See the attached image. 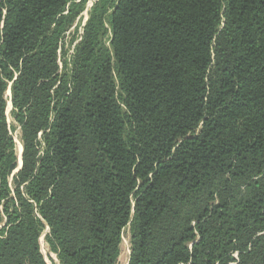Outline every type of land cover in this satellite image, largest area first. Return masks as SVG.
Wrapping results in <instances>:
<instances>
[{
  "label": "trees",
  "instance_id": "16d2710c",
  "mask_svg": "<svg viewBox=\"0 0 264 264\" xmlns=\"http://www.w3.org/2000/svg\"><path fill=\"white\" fill-rule=\"evenodd\" d=\"M88 1L0 0V264H264V0Z\"/></svg>",
  "mask_w": 264,
  "mask_h": 264
},
{
  "label": "rangeland",
  "instance_id": "374dc122",
  "mask_svg": "<svg viewBox=\"0 0 264 264\" xmlns=\"http://www.w3.org/2000/svg\"><path fill=\"white\" fill-rule=\"evenodd\" d=\"M92 2H93V0L88 1L87 8L91 7ZM85 17H86V13H84L82 20L79 21V23L77 24L78 28H80L82 26V22L84 23ZM69 39H70V35L68 34L66 37V41H69ZM7 96L9 97V92L7 93ZM8 119H9V121L11 120L9 115H8ZM11 133H12L15 145H16V151H17V155L19 157V162H20L21 143H20L19 128L15 127V129L13 131H11ZM4 222H5V219H4V217H2V219L0 220V235H1V231L4 227ZM44 236L45 235H43L40 239L41 251H42L43 255L45 256L46 260L49 263L59 264L56 255L54 253L49 252V247L47 246V244L44 240ZM120 250H121V255H120L118 264H127L128 256H129V242H128V233L127 232H125L123 235Z\"/></svg>",
  "mask_w": 264,
  "mask_h": 264
},
{
  "label": "crops",
  "instance_id": "0c3cea01",
  "mask_svg": "<svg viewBox=\"0 0 264 264\" xmlns=\"http://www.w3.org/2000/svg\"><path fill=\"white\" fill-rule=\"evenodd\" d=\"M128 262V261H127Z\"/></svg>",
  "mask_w": 264,
  "mask_h": 264
}]
</instances>
